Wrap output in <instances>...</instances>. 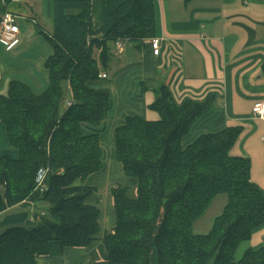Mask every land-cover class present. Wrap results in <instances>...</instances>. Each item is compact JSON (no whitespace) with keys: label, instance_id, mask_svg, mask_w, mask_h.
Returning <instances> with one entry per match:
<instances>
[{"label":"trees","instance_id":"obj_1","mask_svg":"<svg viewBox=\"0 0 264 264\" xmlns=\"http://www.w3.org/2000/svg\"><path fill=\"white\" fill-rule=\"evenodd\" d=\"M51 10L46 88L36 93L11 80L0 95V264H36L95 240L100 212L87 203L96 191L89 180L106 166L99 135L84 127L99 126L110 102L95 83L117 40L155 35L154 0H52ZM212 103L176 104L159 85L149 105L156 120L128 115L114 129L127 182L110 190L115 225L102 237V259L91 264H264V246L235 258L264 223V193L250 180V162L229 153L239 130L185 143ZM38 169L46 171L43 191ZM219 195L226 196L221 213L206 234H194V222ZM36 203L47 210L30 217L28 204Z\"/></svg>","mask_w":264,"mask_h":264},{"label":"crops","instance_id":"obj_2","mask_svg":"<svg viewBox=\"0 0 264 264\" xmlns=\"http://www.w3.org/2000/svg\"><path fill=\"white\" fill-rule=\"evenodd\" d=\"M51 5L52 0H0V15L13 14L19 31L11 49L0 46V95L6 94L11 80H23L40 92L46 88L43 63L52 50L48 53L44 35L52 32ZM154 12L155 35L124 41L120 52L112 46L108 67L100 71L106 78L95 83L109 93L110 102L100 125L85 126L84 131L99 135L109 178L126 183L115 159L114 129L128 115L156 120L149 105L159 85H165L176 104L213 98L212 106L191 125L185 143L237 128L229 153L249 160L250 180L264 193V123L251 114L252 106L264 100V0H154ZM152 38L162 39L157 56L150 48ZM93 186L95 194L87 203L100 212L95 240L88 247L65 248L60 257L37 258L36 264H91L92 259H102V223L107 225L104 234L115 225L110 194L114 186L102 192ZM248 241L253 250L264 246V223Z\"/></svg>","mask_w":264,"mask_h":264},{"label":"rangeland","instance_id":"obj_3","mask_svg":"<svg viewBox=\"0 0 264 264\" xmlns=\"http://www.w3.org/2000/svg\"><path fill=\"white\" fill-rule=\"evenodd\" d=\"M44 42V41H43ZM45 46L47 47L48 53L51 51V47L50 45L46 42ZM3 48V47H2ZM43 72L45 73V70L43 69ZM23 81V80H21ZM25 82V81H23ZM46 85V82L43 83V87ZM44 89V88H43ZM41 90H34V92H39L40 93ZM152 112V111H151ZM153 114H155V119L158 118L157 113L153 112ZM107 145L106 143H104V150L106 149ZM106 166L108 165V161L105 164ZM124 179L125 182H127V178L124 175H121ZM89 183L91 185H96L99 188V191L102 192V189H104L105 187H107L108 185H124V184H120V182L115 179L113 176L109 178L108 172H104L100 175L95 176L94 178H92L91 180H89ZM113 183V184H112ZM102 188V189H101ZM129 195L132 197L134 195V191L131 190L129 192ZM226 204V196L224 195H219L216 198L213 199V201L211 202L210 206L208 207V209L205 211V213L202 215V217H200L198 220H196L192 226V232L194 234H206L210 228L211 225L213 223V220L221 213L224 205ZM29 208V214L31 217V214L33 212L35 213H41L42 211L45 212L47 210V204L46 203H36V205H30L28 204ZM12 211H17L19 208L18 207H14L12 208ZM10 211H7L6 213H8ZM39 213V214H40ZM107 229V225L105 223H102L101 226V238L104 235V231H106ZM249 242V241H248ZM248 242H244L242 244H240V246L238 247L236 254H235V258L236 260L240 259L244 250L247 249L249 247V243Z\"/></svg>","mask_w":264,"mask_h":264},{"label":"built area","instance_id":"obj_4","mask_svg":"<svg viewBox=\"0 0 264 264\" xmlns=\"http://www.w3.org/2000/svg\"><path fill=\"white\" fill-rule=\"evenodd\" d=\"M163 1V0H158ZM18 28L16 26L15 16L11 13L4 12L0 15V46L5 50L11 49L18 42ZM161 38H152L149 41L150 48L155 56L158 55L160 51ZM123 40H117L114 47L117 52H120L123 47ZM100 79H105L106 75L104 73L99 74ZM70 101H67L65 107L70 106ZM251 114L254 118L261 120L264 123V100L257 102L251 108ZM264 142V135L261 138ZM46 171L44 169H38L35 176V183L39 191L44 190V179Z\"/></svg>","mask_w":264,"mask_h":264}]
</instances>
